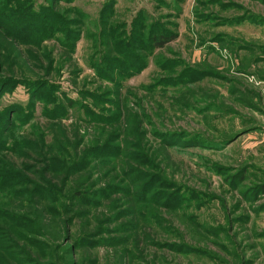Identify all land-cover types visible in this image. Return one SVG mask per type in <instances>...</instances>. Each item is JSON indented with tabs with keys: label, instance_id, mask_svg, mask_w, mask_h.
<instances>
[{
	"label": "rangeland",
	"instance_id": "obj_1",
	"mask_svg": "<svg viewBox=\"0 0 264 264\" xmlns=\"http://www.w3.org/2000/svg\"><path fill=\"white\" fill-rule=\"evenodd\" d=\"M0 264H264V0H0Z\"/></svg>",
	"mask_w": 264,
	"mask_h": 264
},
{
	"label": "trees",
	"instance_id": "obj_2",
	"mask_svg": "<svg viewBox=\"0 0 264 264\" xmlns=\"http://www.w3.org/2000/svg\"><path fill=\"white\" fill-rule=\"evenodd\" d=\"M28 26V23L24 25ZM174 40V37L168 36V35H156V37H153V46L156 48L163 47L167 42Z\"/></svg>",
	"mask_w": 264,
	"mask_h": 264
}]
</instances>
